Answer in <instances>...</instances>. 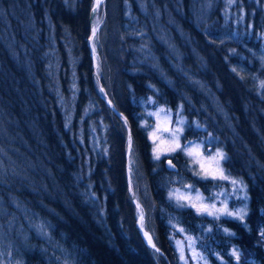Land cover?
I'll list each match as a JSON object with an SVG mask.
<instances>
[{
    "label": "trees",
    "instance_id": "1",
    "mask_svg": "<svg viewBox=\"0 0 264 264\" xmlns=\"http://www.w3.org/2000/svg\"><path fill=\"white\" fill-rule=\"evenodd\" d=\"M94 1L0 0V264H184L172 236L264 264V0H102L91 17ZM160 106L182 110L184 143L218 139L244 223L170 198L213 184L182 153L153 159Z\"/></svg>",
    "mask_w": 264,
    "mask_h": 264
},
{
    "label": "rangeland",
    "instance_id": "2",
    "mask_svg": "<svg viewBox=\"0 0 264 264\" xmlns=\"http://www.w3.org/2000/svg\"><path fill=\"white\" fill-rule=\"evenodd\" d=\"M100 88L103 87L100 86ZM154 117L155 124L148 132L153 159L160 160L163 157L182 153L189 161L194 175L202 181H209L213 184L209 194H204L199 188L186 186L173 189L170 191V194H172L171 199L178 205L189 207L198 215L214 219L216 222L228 219L244 223L250 209L247 184L244 180L234 178L227 172L225 167L226 153L218 139L211 135H205L184 143L183 138L187 131V119L180 108L171 111L166 107L160 106L155 109ZM199 127V125H196V128ZM189 152L192 155H188ZM217 153H222L223 159H220ZM157 155L159 159L155 158ZM217 162L219 170H222L223 176L226 178H221V173L217 169ZM202 165L203 168L201 167ZM232 181L237 183L233 184ZM197 193H199V199H197ZM177 197H191L192 199L178 200ZM192 203L201 208L199 213L197 208L190 206ZM202 205L207 206V211L201 207ZM213 205L215 208L212 207ZM225 205L230 212H237L243 209V220L216 211V209H223ZM208 211H211L213 215H208ZM171 240L176 245L179 254L183 255L182 262L184 264H210L199 247L200 242L193 240L191 236L180 238L172 236ZM178 242L180 243L178 244Z\"/></svg>",
    "mask_w": 264,
    "mask_h": 264
},
{
    "label": "snow or ice",
    "instance_id": "3",
    "mask_svg": "<svg viewBox=\"0 0 264 264\" xmlns=\"http://www.w3.org/2000/svg\"><path fill=\"white\" fill-rule=\"evenodd\" d=\"M93 11H96V8L94 7L93 8ZM95 34H96V29L93 28V37H95ZM95 51V50H94ZM178 131V130H177ZM131 147V145H130ZM177 147H179V145H177ZM188 155H192L191 152L188 153ZM217 156L220 158V159H223V154L222 153H217ZM156 159H159V156L157 155L155 157ZM171 163V162H170ZM203 168V165L201 166ZM217 169L219 170V166H218V162H217ZM220 173H221V178H226L223 176V172L222 170H219ZM213 178H215V176H213ZM233 184H236L237 182L236 181H232ZM172 197V194H170V198ZM177 199H187V200H191L192 198L191 197H177ZM197 199H199V193H197ZM191 207H194V208H197V211L198 213L201 211V208H198L197 205L195 203H192L190 204ZM205 211H207V206H201ZM213 208H215V206L213 205L212 206ZM217 212H220L221 214H224V215H228V216H234L235 218L237 219H240V220H243V215H244V212H243V209L237 211V212H230L228 211L227 209V206L225 205V207L223 209H216ZM208 215H213V213L211 211H208L207 212ZM227 231V230H225ZM145 235L147 236V233H145ZM262 235H264V233H262ZM149 243L151 244V238L149 237ZM180 242H178L179 244ZM233 255H237V253L234 251L233 252ZM181 259H183V255L181 256Z\"/></svg>",
    "mask_w": 264,
    "mask_h": 264
},
{
    "label": "bare ground",
    "instance_id": "4",
    "mask_svg": "<svg viewBox=\"0 0 264 264\" xmlns=\"http://www.w3.org/2000/svg\"><path fill=\"white\" fill-rule=\"evenodd\" d=\"M102 2V0H100V3ZM100 5V4H99ZM99 7V6H98ZM98 7L96 8V10L98 9ZM93 27H91V28H95L96 29V24L93 22ZM91 31H92V37L90 38V40H89V47H90V50H91V55H92V59L93 60H95L96 59V51H94V40H93V30L91 29ZM101 91H102V93L104 94V96H105V99H106V102H107V105L109 106V108L110 109H112L113 111H114V113H116L119 117H123L122 116V114L120 113V112H118L116 109H115V107L113 106V104H112V102H111V100H110V98L108 97V95L105 93V91H104V89L103 88H101ZM128 138L130 139V137H131V135H130V130L128 129ZM130 145H131V147H130ZM131 148H132V144H131V142H128V146H127V157H126V162H127V165H126V167H127V171H130L131 170V167H130V151H131ZM81 187V186H80ZM131 194H133V197L131 196ZM130 197H131V200H132V202L134 203V204H136V202H137V200H136V197H135V195H134V192H132V193H130ZM140 214H141V216H140ZM139 219H142V213L141 212H139V218H138V221H139ZM138 221H137V223H138ZM145 232H147L145 229H143ZM140 235H141V233H140ZM144 235H145V233H144ZM145 237H146V239H148V236H146L145 235ZM167 259V258H166Z\"/></svg>",
    "mask_w": 264,
    "mask_h": 264
},
{
    "label": "water",
    "instance_id": "5",
    "mask_svg": "<svg viewBox=\"0 0 264 264\" xmlns=\"http://www.w3.org/2000/svg\"><path fill=\"white\" fill-rule=\"evenodd\" d=\"M99 4H100V0H95V1H94V7H95V8H97V7L99 6ZM94 7H93V8H94ZM94 13H95V11L92 10L91 17L93 16ZM92 24H93V23H91V27H93ZM91 29L93 30V28H91ZM131 196L133 197V194H131ZM137 208H138V207H137ZM140 216H141V214H140ZM140 222H141V219H139V221H138V223H137V227H138V231L141 233L142 238L144 239V241L149 243V239H146V237H145V235H144V233H147L148 238H149V237L151 238V244L149 243V244L151 245V247H152L155 251H157V252H159V253H162V252L156 247V245H155V243H154V241H153L151 235H150L148 232H145V231L143 230V228L140 227Z\"/></svg>",
    "mask_w": 264,
    "mask_h": 264
}]
</instances>
